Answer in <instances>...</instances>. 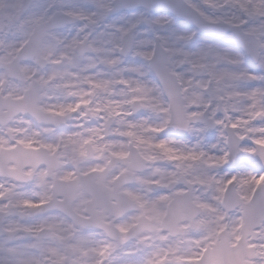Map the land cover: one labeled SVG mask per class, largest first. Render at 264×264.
Masks as SVG:
<instances>
[{"label": "snow or ice", "instance_id": "1", "mask_svg": "<svg viewBox=\"0 0 264 264\" xmlns=\"http://www.w3.org/2000/svg\"><path fill=\"white\" fill-rule=\"evenodd\" d=\"M0 264H264V0H0Z\"/></svg>", "mask_w": 264, "mask_h": 264}]
</instances>
